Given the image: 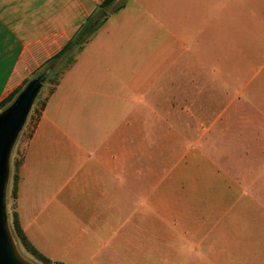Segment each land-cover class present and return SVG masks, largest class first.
<instances>
[{"label": "crops", "instance_id": "1", "mask_svg": "<svg viewBox=\"0 0 264 264\" xmlns=\"http://www.w3.org/2000/svg\"><path fill=\"white\" fill-rule=\"evenodd\" d=\"M102 1L0 0V103ZM189 94L201 119L178 207L146 181L145 132L160 128L161 97ZM44 98L15 205L45 257L145 264L150 240L152 264H175L185 245L188 264H264V0H127Z\"/></svg>", "mask_w": 264, "mask_h": 264}, {"label": "rangeland", "instance_id": "2", "mask_svg": "<svg viewBox=\"0 0 264 264\" xmlns=\"http://www.w3.org/2000/svg\"><path fill=\"white\" fill-rule=\"evenodd\" d=\"M127 0H116L112 6L107 9V13H111L113 9L121 4H125ZM75 51V50H74ZM74 51L70 54L74 55ZM70 56L68 57V59ZM68 66L66 60L62 61L59 69H64ZM61 69V70H62ZM57 71V70H56ZM42 93L36 100V104L32 107L26 122L22 128V131L17 137L15 145L12 150L10 158V172L7 185V201L6 209L8 215V224L10 228V216L13 210V200L10 197L11 182L14 176L15 164L21 158L22 150L28 140V136L32 130V127L36 118V110L39 109L40 104L46 94L48 93L50 86L44 84ZM179 94L180 91H177ZM169 110H167V104L169 102ZM35 103V102H34ZM159 104L161 112L159 113L160 128L146 130V143L144 146V169L146 171V181H152L155 175V181H160L161 184V199L162 201L168 200L169 194H175L177 196L178 207H183L185 203L188 206V137L199 136V130L195 127L199 126L201 114L198 112H192V107H199L201 105L199 96H179L170 98H160ZM156 116V115H155ZM146 122L153 120L152 113L145 114ZM191 140V139H190ZM185 185L187 186V192H185ZM185 208L177 210L178 217H183ZM11 231V228H10ZM12 233V231H11ZM14 241L16 243L19 253L31 261L34 264H41L30 254H28L24 248L18 243L14 234L12 233ZM134 237V236H130ZM148 238V236H146ZM150 241V240H149ZM148 242L150 245L146 248V254L144 257L145 264H152L154 256L153 254H162L160 249H152L153 242ZM163 242H160L162 244ZM157 245V243L155 244ZM180 255H176L174 259L177 261L175 264H188V245L180 247ZM129 259L136 262V251L130 247ZM127 259L122 261L126 264Z\"/></svg>", "mask_w": 264, "mask_h": 264}, {"label": "trees", "instance_id": "3", "mask_svg": "<svg viewBox=\"0 0 264 264\" xmlns=\"http://www.w3.org/2000/svg\"><path fill=\"white\" fill-rule=\"evenodd\" d=\"M116 0H103L97 7L94 13H92L86 21L82 24V26L76 31L74 36L66 43V45L52 58H50L48 61H46L40 68L37 75H40L46 71H49V75L45 81L44 84L49 85L50 89L48 91V94H51L55 87L58 85L59 80L63 73L68 71L71 66L75 62V55L79 53L84 45L95 35L96 31L106 22L108 17L111 14L117 13L120 9L124 7V4H121L113 9L111 13H107V9L112 6V4ZM75 50V51H74ZM74 51V55L71 56L70 54ZM70 58L68 59V57ZM66 60L68 63V66L64 69L58 68L62 61ZM62 69V70H61ZM57 70V71H56ZM30 80L25 81L18 89H16L14 92H12L8 97H6L1 103H0V111L5 109L8 105L12 103V101L15 99V97L19 94V92L24 88V86L29 82ZM39 97V95H38ZM36 98V100L38 99ZM33 104V106L36 104V101ZM46 98L43 99L42 104H40V107L38 110H36V118L34 125L32 127V130L28 136V139L30 138L33 130L35 129V126L40 118L41 112L43 111L45 107ZM22 164V154L21 158L16 162L15 164V170H14V176L12 178L11 182V190H10V197L13 200V210L12 214L10 216V228L12 233L14 234V237L18 241V243L24 248V250L30 254L33 258H35L38 262L41 264H61L58 262H52L47 257H45L42 253H40L38 250H36L33 245L30 243L26 235L24 234L18 214L16 212V205L15 200L17 198V188H18V181H19V167Z\"/></svg>", "mask_w": 264, "mask_h": 264}, {"label": "water", "instance_id": "4", "mask_svg": "<svg viewBox=\"0 0 264 264\" xmlns=\"http://www.w3.org/2000/svg\"><path fill=\"white\" fill-rule=\"evenodd\" d=\"M48 75L46 71L30 80L12 103L0 111V264H34L19 253L10 231L7 185L13 147Z\"/></svg>", "mask_w": 264, "mask_h": 264}]
</instances>
